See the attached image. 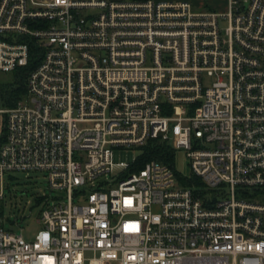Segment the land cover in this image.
Masks as SVG:
<instances>
[{
    "label": "built area",
    "instance_id": "2783aa9c",
    "mask_svg": "<svg viewBox=\"0 0 264 264\" xmlns=\"http://www.w3.org/2000/svg\"><path fill=\"white\" fill-rule=\"evenodd\" d=\"M226 5L0 0V73L35 62L0 107V179L66 194L33 241L0 222V264H264V0ZM156 139L202 187L114 162Z\"/></svg>",
    "mask_w": 264,
    "mask_h": 264
},
{
    "label": "rangeland",
    "instance_id": "374dc122",
    "mask_svg": "<svg viewBox=\"0 0 264 264\" xmlns=\"http://www.w3.org/2000/svg\"><path fill=\"white\" fill-rule=\"evenodd\" d=\"M162 1V0H155ZM197 7L216 9L224 12L227 10L226 0H189ZM9 74L0 73V82L10 79ZM142 154L137 147L116 148L114 150L115 163L133 164ZM175 169L184 176H190L192 170L186 151H176L174 160ZM117 172V171H116ZM0 222L6 229L18 235H23L26 241H33L37 232L41 229L38 220L41 217V206H37V200L44 195L54 198L66 197L65 192H51L47 179L42 172H6L0 179Z\"/></svg>",
    "mask_w": 264,
    "mask_h": 264
},
{
    "label": "trees",
    "instance_id": "16d2710c",
    "mask_svg": "<svg viewBox=\"0 0 264 264\" xmlns=\"http://www.w3.org/2000/svg\"><path fill=\"white\" fill-rule=\"evenodd\" d=\"M144 1V0H136ZM35 66V62L31 59L27 67L19 68L8 73L10 79L6 82H0V107H12L19 100L23 99L27 92V79L30 71ZM142 154L136 159L132 166V171L143 169L149 161H158L171 166L175 172L180 184L184 187H202V182L193 174L184 176L179 173L174 166L176 150L169 142L159 139L149 140L145 146L140 147ZM40 199L37 200L38 205Z\"/></svg>",
    "mask_w": 264,
    "mask_h": 264
},
{
    "label": "crops",
    "instance_id": "0c3cea01",
    "mask_svg": "<svg viewBox=\"0 0 264 264\" xmlns=\"http://www.w3.org/2000/svg\"><path fill=\"white\" fill-rule=\"evenodd\" d=\"M162 1H182V0H162Z\"/></svg>",
    "mask_w": 264,
    "mask_h": 264
}]
</instances>
